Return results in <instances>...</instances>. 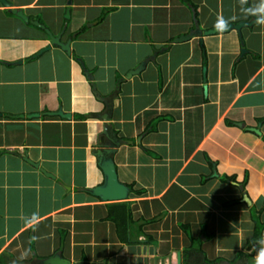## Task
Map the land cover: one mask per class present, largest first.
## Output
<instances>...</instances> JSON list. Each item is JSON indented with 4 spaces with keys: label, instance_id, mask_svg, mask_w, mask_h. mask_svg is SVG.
Returning a JSON list of instances; mask_svg holds the SVG:
<instances>
[{
    "label": "crops",
    "instance_id": "obj_1",
    "mask_svg": "<svg viewBox=\"0 0 264 264\" xmlns=\"http://www.w3.org/2000/svg\"><path fill=\"white\" fill-rule=\"evenodd\" d=\"M8 1L70 41V54L52 46L37 55L47 34L0 5V264L57 251L71 264H177L181 252L184 264L191 241L181 225L194 238H205L203 227L212 235L202 240L209 261L254 262L253 210L264 223V25L241 32L242 57L237 32L204 47L197 37L176 42L198 26L216 29L218 16L251 20L239 0ZM108 108L110 122L99 121ZM59 109L71 120L48 115ZM106 125L123 141L114 163L131 190L121 201L133 219L128 242L108 219L112 203L80 191L102 184L91 152Z\"/></svg>",
    "mask_w": 264,
    "mask_h": 264
},
{
    "label": "water",
    "instance_id": "obj_2",
    "mask_svg": "<svg viewBox=\"0 0 264 264\" xmlns=\"http://www.w3.org/2000/svg\"><path fill=\"white\" fill-rule=\"evenodd\" d=\"M69 4H70V1L68 2V5ZM0 5L4 8H9L8 12L20 18L23 22L25 23L31 22L37 28L43 30L47 34L50 42L45 48L40 50V52H38L37 55H40L42 52L46 50H49L52 46L59 47L66 54H70V41L62 42L61 35L54 36L44 24L38 21H32V20L30 21L28 16H26L22 10L11 8L12 4L8 0H0ZM68 17H69V10L67 9L65 13V18L68 19ZM255 24H256L255 18L251 17V20L243 21L242 23H239L237 25H230L227 31L221 32L222 34H229L231 32H237L239 34V37L241 38V42H242V47H243L242 57L248 52L245 50V45H244L241 32L244 29H249V27H252ZM218 34H220V32L217 29H213L211 31L209 30L203 31L198 26L197 29H194L190 34L179 37L176 40V42H185V41L190 40L193 37H197V38H200V43L202 47H204V43H203L204 38L213 37ZM142 66H139L137 68L136 74H138L139 69ZM204 72L206 73V70H204ZM85 73L90 79L91 78L90 74L88 72H85ZM132 73L133 75H135L134 72ZM109 113H110V108H108V113H106L107 115L96 116V118L99 121H102L104 123H109L110 117H111ZM1 115L2 114H0V116ZM48 115L49 116H59V118L67 120V121L71 120V116L69 114L63 113L61 109H59L58 111L54 113H48ZM33 116L41 117L40 114H31L27 117L30 118ZM13 117L23 118L24 116L19 115V116H13ZM240 126L242 128L245 127L243 125H240ZM111 131L112 130L110 126L106 125L105 127L102 128V131L100 135L98 136V138L96 139V143L95 145H93V149L91 152V155L95 159L96 165L102 174V177H103L102 184L97 187H93L91 189H81L80 191L90 196H93L95 198H98L102 202L113 203V202L125 201L128 198L131 190L126 185H123L122 183H120L118 179V175H117V171H116V167L114 163V156L116 155V151L118 150V148L122 146L123 141L119 140L115 136L114 132L112 131L113 132L112 133ZM251 132L261 136V133L258 130H251ZM100 139L102 140V142ZM23 160L28 165L39 170L40 173L45 178L54 180V177L47 174L42 169H39L38 164H34L30 162L27 158V155L24 156ZM61 186L62 188L69 190V188L65 187L64 185H61ZM241 189L243 190L242 187ZM244 201L248 203L249 205H251V199L249 198V195L247 193L244 194ZM203 240H205L204 237H203ZM29 264H71V262L63 256L61 251H57L52 256H49L46 258H40V259L36 258L32 261H29ZM177 264H182L181 252L177 253Z\"/></svg>",
    "mask_w": 264,
    "mask_h": 264
},
{
    "label": "trees",
    "instance_id": "obj_3",
    "mask_svg": "<svg viewBox=\"0 0 264 264\" xmlns=\"http://www.w3.org/2000/svg\"><path fill=\"white\" fill-rule=\"evenodd\" d=\"M184 3H188L191 5L189 0H182ZM196 9V6L194 7ZM106 11V10H103ZM105 12H102V15L97 22H100L104 18ZM84 30V27L79 29L75 34L78 35L80 32ZM238 63H235L233 68V72H235V68ZM87 118V117H86ZM85 117H78L76 119L84 121ZM163 119H157L155 122L149 124L148 132H155L157 129V125ZM260 124L264 125V119L259 121ZM264 140V137H263ZM231 181H235V179L229 178ZM264 210V208H263ZM261 213L262 211H255L253 210V221L255 223V232L253 238L249 240L248 246H252L253 242L261 235H264V223L261 221ZM108 219L115 223L116 230L118 233V237L122 239L124 242H128L126 236L128 235L129 225L133 223V219H131V211L129 208L128 202H116L112 203L108 206ZM141 225L144 224V220L140 222ZM182 230L187 234L191 241V246L184 250V264H215V262L209 261L205 254L202 251V240L200 238H194L191 234V229L189 225H181ZM63 234V233H62ZM202 234L205 236L206 239L210 240L212 235H208L206 232V228L203 227ZM64 235V234H63ZM254 255V254H252ZM251 258V257H250ZM254 264V262L250 263Z\"/></svg>",
    "mask_w": 264,
    "mask_h": 264
},
{
    "label": "clouds",
    "instance_id": "obj_4",
    "mask_svg": "<svg viewBox=\"0 0 264 264\" xmlns=\"http://www.w3.org/2000/svg\"><path fill=\"white\" fill-rule=\"evenodd\" d=\"M241 11L246 16L255 18V22L259 25H264V0H239ZM214 27L219 32L227 31L230 27L229 20L223 16L217 17V22ZM28 223L37 225L39 219L33 214ZM251 252L255 253L253 256L254 264H264V235L259 236L251 246Z\"/></svg>",
    "mask_w": 264,
    "mask_h": 264
},
{
    "label": "rangeland",
    "instance_id": "obj_5",
    "mask_svg": "<svg viewBox=\"0 0 264 264\" xmlns=\"http://www.w3.org/2000/svg\"><path fill=\"white\" fill-rule=\"evenodd\" d=\"M202 240H203V238H202Z\"/></svg>",
    "mask_w": 264,
    "mask_h": 264
}]
</instances>
